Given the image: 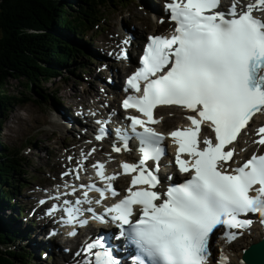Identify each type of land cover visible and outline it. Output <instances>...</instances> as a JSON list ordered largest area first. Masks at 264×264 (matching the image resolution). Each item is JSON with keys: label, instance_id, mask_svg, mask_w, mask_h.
Returning <instances> with one entry per match:
<instances>
[{"label": "snow or ice", "instance_id": "obj_1", "mask_svg": "<svg viewBox=\"0 0 264 264\" xmlns=\"http://www.w3.org/2000/svg\"><path fill=\"white\" fill-rule=\"evenodd\" d=\"M221 5L222 0H170L165 5L174 30L148 37L140 67L126 81V91L135 94L122 101L123 109L140 115L126 117L128 128L116 129L120 146L112 145L115 153L130 151L129 141L135 138L141 158L121 162L122 173L111 175H106L105 163L94 164L103 187L81 184L82 197L54 203L46 213L63 212L65 225L86 226L85 212L94 221L114 224L119 229L116 239L135 249L133 264H230L224 251L215 256L213 242L238 240L254 224L249 214H260L264 225V154L253 153L242 164L234 159L238 138L257 114H264V0H232L227 11L218 10ZM127 57L122 49L119 58ZM161 106L194 113L186 117L190 126L167 136L158 132L154 125L162 118L154 117V110ZM97 123L102 125L95 137L100 141L108 134L107 122ZM202 126L211 129L214 139L203 135ZM255 135L253 142L264 146V126ZM168 137L177 146L179 172L190 178L161 192L160 162ZM149 161L155 167H149ZM121 174L131 176L127 194L98 213L91 205L120 195L112 182ZM65 187H71V193L57 190L49 198L60 201L79 190ZM90 192L99 198L93 201ZM257 249L259 264H264V239L244 250L247 255L240 264H251ZM118 251L109 238L98 236L76 253L83 256L77 264H124Z\"/></svg>", "mask_w": 264, "mask_h": 264}, {"label": "trees", "instance_id": "obj_2", "mask_svg": "<svg viewBox=\"0 0 264 264\" xmlns=\"http://www.w3.org/2000/svg\"><path fill=\"white\" fill-rule=\"evenodd\" d=\"M98 1L103 2L0 0V124L2 110L8 105L9 98L5 86L11 78L18 79L21 88L34 90L38 95L37 90L43 89L44 81L58 74L63 75L60 71L62 68H67L65 72L69 74L76 72L77 68H73L77 63L70 66L68 63L72 47L64 37L65 32L72 41H76L72 30H77L79 35L87 34L85 26L94 22L97 24L96 19L104 7ZM61 65L63 67L60 68ZM0 148L3 149V152L0 150V201L12 204L11 189L20 180L15 177V174L19 176L15 171L19 165L18 149L6 145ZM3 203H0V264H15L17 258L27 264L25 252L15 249L19 231L9 224L12 218L2 213L1 208L7 207ZM13 236L16 241L12 239Z\"/></svg>", "mask_w": 264, "mask_h": 264}, {"label": "rangeland", "instance_id": "obj_3", "mask_svg": "<svg viewBox=\"0 0 264 264\" xmlns=\"http://www.w3.org/2000/svg\"><path fill=\"white\" fill-rule=\"evenodd\" d=\"M118 1H114L118 5L113 4L112 6L102 7V12L99 18H97L99 25L95 28L97 30L100 29L98 32L107 35V38L108 35L115 36L121 25L131 26L135 30L139 29L136 26L137 19H147L155 22L156 19L152 20L151 16H156L157 13L151 11L149 6L151 4L156 5L158 0H123L127 3L125 5L120 4ZM103 16L106 19H102ZM114 26H116L115 29H113ZM144 26L145 24L141 23V27ZM90 33L92 34V31ZM94 39L95 43L97 42L98 44L96 46L98 47L97 50L105 53L103 38L93 34ZM91 61H88L89 65L87 69L91 68L93 74H97L99 78H103L106 75V71L103 69L104 67H95L98 61L96 63L92 62V66L90 64ZM98 68H100V71L97 70ZM65 71L68 70L63 69L62 76L58 74V76L44 81L42 84L43 89L41 91L37 90L39 92L38 95L34 90L21 88L18 79L11 78L5 86L6 92L9 94V98L7 99L9 106L4 111L3 123L0 126V139L2 142H7V145L20 147V156L28 163L24 165V168L25 166L28 167V173L26 175L21 173L16 177L20 179L19 181L25 182V185L27 183L29 186L35 182V178L31 179L33 175H37L39 178L38 182L53 177L54 170H58V167L56 168L55 166H59L58 162L57 165L53 163H55L56 155H59L58 152H61V147L59 146L62 143L61 140L63 139L65 141L64 139H69L71 132L74 131L72 128L68 130V128L63 126L56 128L57 126L54 127V124L51 125L49 123L50 115L48 111L53 110L56 112L53 109L55 107L62 113V110L66 109L69 103L81 104L83 102H90L93 98L101 96L99 95V87H92L86 81L93 82L94 79L90 76L91 72H89L88 76V72L69 74ZM53 95L58 97L57 103L53 102ZM89 97H91L90 100ZM71 111L74 110L70 109L69 114H71ZM68 127L70 128V125ZM52 131L58 137L51 141H46V134H43V132L49 133ZM36 143L41 148V152L39 153L35 152L37 149L32 148L33 144L35 145ZM43 149L47 150L45 154ZM20 192L25 196L26 200H31V189H22ZM35 195L34 193L33 196ZM29 205L31 204L28 203L27 206ZM5 211H8V208ZM11 223L15 226L16 230L24 229L23 224L18 220L12 221ZM21 242L23 240H19L17 245L21 246ZM40 251L41 249L37 252V256H39ZM43 260L40 259V261Z\"/></svg>", "mask_w": 264, "mask_h": 264}, {"label": "bare ground", "instance_id": "obj_4", "mask_svg": "<svg viewBox=\"0 0 264 264\" xmlns=\"http://www.w3.org/2000/svg\"><path fill=\"white\" fill-rule=\"evenodd\" d=\"M245 2H247V0H245ZM150 7H151V5H150ZM157 11H158V9H157ZM142 23L148 24V22H142ZM136 26L139 27L140 29L141 28L143 29V27H141L140 19H137ZM149 26L152 27V29H154V30L160 28L159 25H157V24H154V25L149 24ZM134 30H135V28H134ZM143 31L145 32L144 29H143ZM78 42L81 43V40L79 39ZM83 42H84V45L87 48H89V49H91V48L92 49H95L96 46L98 45L97 42L94 45H93V43L91 41L89 42L87 40H84ZM70 57H74V56H70ZM88 69H91V68H88ZM90 76L96 81V86L97 87L104 88L106 86V83H104L102 81V79H100L97 74H93L91 72L90 73ZM112 77L115 80V84H116L117 77L116 76H112ZM115 100H116V97L112 99V101H115ZM91 109L93 110L92 112L95 111V109H93V108H91ZM64 110H65L66 113L68 112V109H64ZM168 111H173V110H164L163 109L161 111V113L165 115V119H164V122L162 124V128H165V129L166 128H171V127L175 126V123L177 122L176 119H173V118H171V117L168 116V114H167ZM175 117L177 119H180V116L179 115H175ZM87 125H88V128H91V120L90 121L89 120L87 121ZM52 138H55V136L54 135H51V134H46V136H45V140L46 141H51ZM86 138H87V140L83 141L81 143V146L84 145V144H86V142H89L90 140H92L89 137H86ZM37 145H38L37 143L35 145L33 144L32 148L37 149V151H35V152L36 153H39V152H41V148L39 146H37ZM43 150H44V152L46 151V149H43ZM31 151H32V149H31ZM1 165H3V164H1ZM161 167H163V166H161ZM160 173L164 176V178L167 179V176H166L167 174H164L162 172L161 168H160ZM13 195L14 196L12 197V200H11L13 203L22 202L23 204H28V203L33 204V202H34L33 200H25L23 198H20L19 195L17 194V191H14ZM34 197L35 196L32 195V198H34ZM16 206H18V205H16ZM26 207H28V206H26ZM34 211L38 212L37 205H36ZM17 220L19 222H21L23 224V226H24V229H19L20 231L18 230L19 233L24 234V235H27V236L25 238L21 239V240H23V242H21V246L17 245V242L18 241H16V239H15L14 236L12 237V239L14 241H16V243H15V249H18V251H24L26 253H33V252H36V250L38 248H42L45 245L44 244V240H41L42 234H43L42 229L41 228H36L35 229V228H31L30 227V222L33 221L32 218L22 219L20 217ZM12 226H13V224H12ZM260 236H261V234H255L253 236L251 242H249V240H248V242L245 243V244H243V245L239 244V242H234V243L230 244L228 246L230 248L231 252H232L231 257H230V260H229L230 264H240L241 258L243 257L242 251H241L242 248L243 247H247L250 243H253V242L258 241L260 239ZM49 245H51V248H50L49 252H47V254L49 253V256H52L54 254V247H55V245L54 244H50V243H49ZM43 255H44V258H46V252ZM44 260L47 261L48 259L46 258Z\"/></svg>", "mask_w": 264, "mask_h": 264}, {"label": "water", "instance_id": "obj_5", "mask_svg": "<svg viewBox=\"0 0 264 264\" xmlns=\"http://www.w3.org/2000/svg\"><path fill=\"white\" fill-rule=\"evenodd\" d=\"M260 242H261V241L256 242V243H253V244H251L250 246H248V248H250V247H252V246H254V245H258ZM248 248H247V249H248ZM246 255H247V253L245 252L243 258H244ZM250 261H251V264H259V261H260L259 249H257V253H256L255 256L250 257ZM245 262H246V264H249V261H245Z\"/></svg>", "mask_w": 264, "mask_h": 264}]
</instances>
